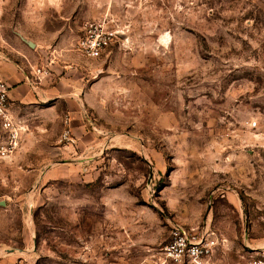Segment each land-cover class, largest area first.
Wrapping results in <instances>:
<instances>
[{
    "label": "rangeland",
    "instance_id": "rangeland-1",
    "mask_svg": "<svg viewBox=\"0 0 264 264\" xmlns=\"http://www.w3.org/2000/svg\"><path fill=\"white\" fill-rule=\"evenodd\" d=\"M98 20L121 37L87 60ZM62 37L79 125L63 141V103L9 102L0 264H170L174 226L209 227L212 264H264V0H0L16 63Z\"/></svg>",
    "mask_w": 264,
    "mask_h": 264
},
{
    "label": "built area",
    "instance_id": "built-area-1",
    "mask_svg": "<svg viewBox=\"0 0 264 264\" xmlns=\"http://www.w3.org/2000/svg\"><path fill=\"white\" fill-rule=\"evenodd\" d=\"M106 20L86 22L77 37L75 50L87 60L100 59L108 49L121 37V34ZM1 50V49H0ZM57 60L55 51L32 69V85L37 87L42 80L52 74ZM8 87L0 81V159H7L15 151L19 139V127L9 112ZM61 140L71 141L69 121L65 122ZM4 142H3V141ZM217 240L209 227L191 230L183 226H174L170 232L169 242L161 249L163 263L170 264H212L210 259L217 249Z\"/></svg>",
    "mask_w": 264,
    "mask_h": 264
},
{
    "label": "crops",
    "instance_id": "crops-1",
    "mask_svg": "<svg viewBox=\"0 0 264 264\" xmlns=\"http://www.w3.org/2000/svg\"><path fill=\"white\" fill-rule=\"evenodd\" d=\"M65 41L63 37L58 41V46L53 47L55 53L60 47V44L62 43L63 45ZM33 43V51H15L19 53L22 58H26L30 66H26L23 60L19 58L16 59V63L14 59L10 57L9 53L0 50V81L4 82L8 87L7 94L9 101L11 103L19 102L25 104L51 102L53 105L52 109L54 110H57L59 103H63L68 111L64 122L69 121L70 126L79 125L78 104L73 98L75 87L78 85L77 74L75 71H71L69 80L62 79V62L70 63L75 61L76 56L72 52L62 53V51H60V58H58L60 64L57 62L52 69V74L35 87L32 85L33 77L31 75L35 65H31V60L36 59V62H41L47 57L50 49L49 46H42L38 42L34 41ZM15 44L16 43L12 45Z\"/></svg>",
    "mask_w": 264,
    "mask_h": 264
}]
</instances>
